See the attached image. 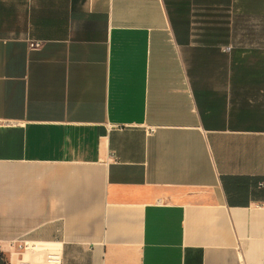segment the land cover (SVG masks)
Instances as JSON below:
<instances>
[{"label": "crops", "instance_id": "1", "mask_svg": "<svg viewBox=\"0 0 264 264\" xmlns=\"http://www.w3.org/2000/svg\"><path fill=\"white\" fill-rule=\"evenodd\" d=\"M0 264H264V0H0Z\"/></svg>", "mask_w": 264, "mask_h": 264}, {"label": "built area", "instance_id": "2", "mask_svg": "<svg viewBox=\"0 0 264 264\" xmlns=\"http://www.w3.org/2000/svg\"><path fill=\"white\" fill-rule=\"evenodd\" d=\"M43 42L40 41H30L29 42V49L30 50H38L43 46Z\"/></svg>", "mask_w": 264, "mask_h": 264}]
</instances>
